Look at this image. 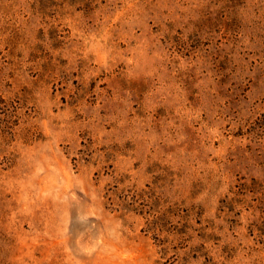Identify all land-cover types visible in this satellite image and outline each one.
Listing matches in <instances>:
<instances>
[{
	"label": "rangeland",
	"instance_id": "1",
	"mask_svg": "<svg viewBox=\"0 0 264 264\" xmlns=\"http://www.w3.org/2000/svg\"><path fill=\"white\" fill-rule=\"evenodd\" d=\"M0 264H264V0H0Z\"/></svg>",
	"mask_w": 264,
	"mask_h": 264
}]
</instances>
